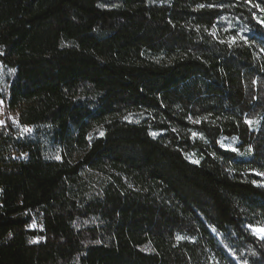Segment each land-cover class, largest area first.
<instances>
[{
  "label": "trees",
  "instance_id": "obj_1",
  "mask_svg": "<svg viewBox=\"0 0 264 264\" xmlns=\"http://www.w3.org/2000/svg\"><path fill=\"white\" fill-rule=\"evenodd\" d=\"M0 64V264H264V0H0Z\"/></svg>",
  "mask_w": 264,
  "mask_h": 264
},
{
  "label": "rangeland",
  "instance_id": "obj_2",
  "mask_svg": "<svg viewBox=\"0 0 264 264\" xmlns=\"http://www.w3.org/2000/svg\"><path fill=\"white\" fill-rule=\"evenodd\" d=\"M9 73H10V70L0 64V94H1L0 101H2L1 103L2 107L0 108V121L3 122V123H0V126L5 124L7 119H9L11 122H14V123H16L17 121V112L7 111L6 100L4 99L6 88H7L6 78ZM48 152H49L48 154L50 157L53 156L57 158L54 151L50 150ZM6 193H7V196L9 197L8 201L15 202L19 198V193L17 189L15 188L6 189ZM252 234L254 233L252 232ZM254 235L258 237L256 234Z\"/></svg>",
  "mask_w": 264,
  "mask_h": 264
},
{
  "label": "snow or ice",
  "instance_id": "obj_3",
  "mask_svg": "<svg viewBox=\"0 0 264 264\" xmlns=\"http://www.w3.org/2000/svg\"><path fill=\"white\" fill-rule=\"evenodd\" d=\"M201 7H203V5H201ZM243 39V37H242ZM234 42V41H233ZM0 103H2V101H0ZM0 123H3L2 121H0ZM196 123H199V121H196ZM246 123H248L249 125L252 124V121H246ZM26 132H30L31 129H25ZM101 135H103V133H101ZM198 135V133L193 132L192 136L193 138H195ZM232 151H235L236 149H231ZM57 159H59V157H57ZM194 162H198V161H194ZM258 175H262L264 176V173H257ZM249 229L258 236V238L260 239H264V227L262 226H256V225H248Z\"/></svg>",
  "mask_w": 264,
  "mask_h": 264
},
{
  "label": "built area",
  "instance_id": "obj_4",
  "mask_svg": "<svg viewBox=\"0 0 264 264\" xmlns=\"http://www.w3.org/2000/svg\"><path fill=\"white\" fill-rule=\"evenodd\" d=\"M2 107L1 103H0V108Z\"/></svg>",
  "mask_w": 264,
  "mask_h": 264
}]
</instances>
